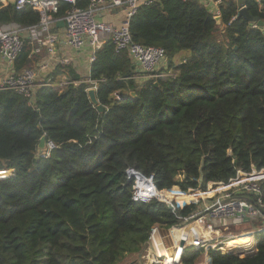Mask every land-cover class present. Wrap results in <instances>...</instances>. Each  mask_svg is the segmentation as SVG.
<instances>
[{
  "label": "trees",
  "instance_id": "16d2710c",
  "mask_svg": "<svg viewBox=\"0 0 264 264\" xmlns=\"http://www.w3.org/2000/svg\"><path fill=\"white\" fill-rule=\"evenodd\" d=\"M16 1L0 8V26L38 24L39 12L17 9ZM245 6L264 21V0ZM72 7L61 2L54 16ZM239 11L227 1L218 23L197 0L142 5L130 22L133 40L164 48L176 75L140 84L130 54L107 41L89 78L98 82L103 112L85 81L63 91L41 86L33 100L0 89V264H119L141 251L153 225L183 222L202 201L192 202L226 188L240 171L264 169V27ZM182 51L190 56L176 63ZM30 53L26 42L16 71L34 67ZM42 136L57 145L48 158L36 157ZM129 169L141 195L183 207L135 202ZM212 182L220 186L206 191ZM259 184L252 197L264 203V179ZM231 240L226 246L249 236ZM204 253L188 247L182 263L197 264ZM207 253L210 264H264V231L251 250Z\"/></svg>",
  "mask_w": 264,
  "mask_h": 264
},
{
  "label": "built area",
  "instance_id": "2783aa9c",
  "mask_svg": "<svg viewBox=\"0 0 264 264\" xmlns=\"http://www.w3.org/2000/svg\"><path fill=\"white\" fill-rule=\"evenodd\" d=\"M8 1L9 0H0V8L6 6ZM88 1L89 4L87 7L79 8L77 6L78 0H17V9L30 6L35 11L39 12L40 21L38 24L28 27H21L17 24L0 26V58L4 59L11 68L8 74L2 79L0 89L11 90L16 94L33 100L41 86H51L58 91H63L71 84H74L75 86L80 84L79 81H69L67 78L60 80L57 86H55L52 78H48L45 82L39 84L37 81L39 71L41 68H47V64H42L40 68L37 69L24 68L20 72L16 71V61L23 52L26 44V39L23 35L24 32H29L31 37L37 39L38 42H52L56 39V36L49 34V28L53 23L60 20H66L67 22L66 42L68 45L76 49H81L87 45L92 48L91 62L94 61L96 52L101 49L107 41H111L117 52L127 51L130 54L132 59L140 65L144 72L143 74L148 77V79L168 78L176 75L173 71L166 73L158 71L159 65L166 57V51L164 48L153 45L147 46L135 42L130 30L131 19L142 5H152L160 3L163 0ZM227 1L238 3L239 0H213V8H211V11L213 12L215 19L221 17L222 6ZM256 1L261 5L263 0ZM61 2L71 3L73 7L67 11L64 17L56 18L54 14L58 12ZM122 6L127 7V12L123 22L119 26L106 22L101 18L104 12ZM239 6L240 9L243 7L240 4ZM43 34L48 35L46 41H42L41 36ZM88 82L91 84L89 88H95L97 90V81L89 80ZM115 96L120 98L118 93H115ZM55 148H57V145L53 141L47 140L44 149L38 148L39 150L36 157L48 158L50 157L52 150ZM132 171L136 173L137 171L134 169L128 170L129 177L135 180L133 185V200L137 203L150 202L152 199L161 200L157 197L141 195L138 188V178L135 174H132ZM262 171H264V169L257 170L256 175H254L256 172L254 170L251 173L240 171L237 177L231 179L229 181L230 183H227V188L219 190L213 194L211 199L215 197V201L206 202L204 199V202L199 206V210L196 213L190 217L184 218L183 222L190 218H195V220L188 225L180 226L179 224L182 222L170 228H164L159 224L153 225L149 239L146 242L148 245L151 244L153 246V250L147 248L145 255L146 264H182V254L188 247H195L196 249L203 248L206 253L210 248L220 250L222 253H228L233 249H237L239 244L225 246V243L234 239L235 236L229 234L217 236V228L212 220H215L218 217H225L233 219L235 222H242L245 219L253 221L264 216L259 208H264L262 199L259 197L256 200L252 197V195L258 196L261 193L259 181L264 179V174H261ZM143 176L154 183L153 176ZM209 185L212 187H219L220 182H212ZM249 198H251L252 201ZM173 203L175 204V202ZM177 207L180 206L175 204V208L172 210L175 212ZM208 219L210 221H208ZM263 231L264 228L259 229L256 232L259 233ZM169 233L170 236H168ZM169 238L172 243L168 246L167 240ZM157 239H159L160 244L156 241ZM183 240L185 241V246L181 245ZM258 240L259 235L257 238L250 237L248 242L241 245H243L246 251H248L255 247ZM159 245L165 247L168 253L171 254L172 257L170 262H167L168 253L163 256L160 254L157 255L156 251L158 250ZM180 247H182V252L178 258ZM170 250H173V253H170Z\"/></svg>",
  "mask_w": 264,
  "mask_h": 264
},
{
  "label": "crops",
  "instance_id": "0c3cea01",
  "mask_svg": "<svg viewBox=\"0 0 264 264\" xmlns=\"http://www.w3.org/2000/svg\"><path fill=\"white\" fill-rule=\"evenodd\" d=\"M197 1L206 5L210 9L213 8V0H197ZM126 12H127V7L122 6V7L114 8L110 11L104 12L101 18L106 22H110L116 26H119L123 22L126 16ZM60 22L61 20L57 21L56 23H53L51 27L49 28V34H53L56 36V39L52 42H48V43L38 42L37 39H34L31 37V34L29 32H24L23 34L26 39V42L31 46L30 56L32 57V55L34 54V57L32 58V63L34 66L33 68H36V69L40 68L42 64L48 65L47 68L40 69L37 81L39 84H42L48 78H52L55 86H57L60 80H63L65 78H67L69 81H79L80 83L83 81L88 82L90 80L89 78H90V73H91V64H92L91 55L93 52L92 48L89 45H87L81 49H76L68 45L66 42V26L59 25ZM41 37H42V41H46L48 38V35L43 34ZM185 54H187L188 56L187 51L180 52L175 57V62L176 63L184 62L188 57L184 56V58L181 60L180 56L185 55ZM133 63H134L133 65L136 66L134 68L135 71L137 72L136 80L138 83L142 84L148 79V77H146L143 74L144 72L142 71L138 63H136L134 60H133ZM10 69L11 68L10 66H8L6 61L0 58V83L2 79L8 74ZM158 71L163 72V73L171 71L168 67L166 57L159 65ZM209 187L210 185L208 186L206 191L209 190ZM212 196L213 195L209 196V198H211ZM200 198H203L204 200V197H200ZM216 219L218 220L219 223L223 224L222 219H224V217L216 218ZM258 220H259V223H261V225L254 226L253 228L255 229H251V231L242 229V228H245L243 227V226H246L245 224L251 223V220H248V219H245L242 222H235L232 219L231 222L233 223V225L223 224L224 226H220V224L217 225L214 223L217 226L216 235L223 236V235L229 234L231 236H236L234 239H238V240L242 239V236H249V239L250 237L257 238L258 235L260 236L262 232L257 233L256 231L264 228V217H260V219ZM212 221L214 222L215 220H212ZM234 225L236 226V228L234 227ZM234 231L236 232L240 231V232L233 233ZM158 240L159 239H157L156 241L158 242V244H160ZM166 252L168 251L165 249V247H162L160 245L158 247V250L156 251L157 255L159 254L163 255V254H166ZM206 257H207L206 262L204 264H210V257L208 253H206ZM143 258H144V264H146L145 253L143 255Z\"/></svg>",
  "mask_w": 264,
  "mask_h": 264
},
{
  "label": "water",
  "instance_id": "95a60500",
  "mask_svg": "<svg viewBox=\"0 0 264 264\" xmlns=\"http://www.w3.org/2000/svg\"><path fill=\"white\" fill-rule=\"evenodd\" d=\"M245 1H246V0H239V1H238V3H239L241 6H243V7L240 9V14H239V15H240V16H243L245 19H248V20H250V21H257V24H258L259 26L264 27V21H263V20H258L257 18H255V17H253L252 15L249 14V12H248V10H247V8H246V6H245ZM216 20L218 21V23H220V22H221V17H217ZM59 25H65V26H66V25H67L66 20H62V21L60 22ZM135 67H136V66L133 65V68H135ZM87 92H88V96H89V99H90L91 103H92L94 106L97 107L98 111L103 112V111H104V106L100 104L99 99L97 98V91H96V89H95V88H89ZM130 95L136 97V93H135V92H131ZM46 142H47V137H46V136H42L38 148H40V149H44L45 146H46ZM253 170L257 172L258 169H257L256 167H254ZM249 199L252 201L251 198H249ZM163 202H166L167 205H168V207H169L170 209L175 208V204L173 203V201H165V200H163ZM259 208L261 209L262 213L264 214V208H262V207H259ZM194 220H195V218H190L189 220H186V221L182 222V223L179 224V225H180V226L188 225V224L192 223ZM181 245H182V246H185V241H184V240L181 242ZM147 248L153 250V246H152L151 244L148 245V244L146 243V244L143 246V248L141 249L140 253H139V257H138L139 264H144L143 255H144V252H145V250H146ZM134 262H135V261H134ZM134 262H133V263H134Z\"/></svg>",
  "mask_w": 264,
  "mask_h": 264
},
{
  "label": "rangeland",
  "instance_id": "374dc122",
  "mask_svg": "<svg viewBox=\"0 0 264 264\" xmlns=\"http://www.w3.org/2000/svg\"><path fill=\"white\" fill-rule=\"evenodd\" d=\"M188 52V51H187ZM184 56L186 57L187 56V54H185V55H182V56H180L181 58V60L184 58ZM190 56V52H188V56L187 57H189ZM135 181V180H134ZM229 183V182H228ZM227 188V187H226ZM225 189V188H224ZM224 193V192H223ZM206 197V198H205ZM209 198V196H204V199L206 200V202H213V201H215V197H213L212 199L210 198V199H208ZM198 202L199 201H202L200 204H202L203 202H204V200H203V198H199L198 200H197ZM197 201H195V202H197ZM185 206V205H184ZM180 207H183V206H180ZM209 216V215H208ZM219 218V217H218ZM221 218H223V217H221ZM258 219H260V217L258 218ZM258 219H256V220H254L255 222L257 221V222H259V220ZM232 220V219H231ZM231 220L230 219H228V218H225L224 217V219H222V222H223V224L224 225H233V223L231 222ZM208 221H210L209 219H208ZM214 223L215 224H220V226H224L223 224H221V223H219L218 222V220L217 219H215V221H214ZM246 226H243V227H245V228H242V229H245V230H248V231H251V229H255V228H253L252 227V225H251V223H249V224H245ZM234 227L236 228V226L234 225ZM222 229V228H221ZM238 229H240V228H238ZM238 232H240V231H238ZM238 232H236V231H234L233 233H238ZM217 233V232H216ZM219 234V233H218ZM168 236H170V233H169V235ZM236 237V236H235ZM171 240H170V238L167 240V245L169 246V245H171ZM243 244V243H242ZM238 248L237 249H241V251H246V249L244 248V246L243 245H241V244H239L238 246H237ZM146 252H147V249L145 250V255H146ZM140 253V252H139ZM139 253H135V254H129V255H127V256H125L124 258H123V260L122 261H120L119 262V264H137V263H133L134 262V260L135 259H138V257H139ZM170 253H173V250H170ZM244 254V253H243ZM206 252L202 255V257H201V259L199 260V262L197 263V264H204L205 262H206ZM143 260H144V258H143ZM182 264H184V263H182Z\"/></svg>",
  "mask_w": 264,
  "mask_h": 264
},
{
  "label": "bare ground",
  "instance_id": "6f19581e",
  "mask_svg": "<svg viewBox=\"0 0 264 264\" xmlns=\"http://www.w3.org/2000/svg\"><path fill=\"white\" fill-rule=\"evenodd\" d=\"M158 241H159V240H158ZM181 252H182V247H180V249H179L178 258H179V256L181 255ZM163 255H165V254H163ZM163 255H161V256H163ZM171 257H172V256L168 254L167 262H170V261H171Z\"/></svg>",
  "mask_w": 264,
  "mask_h": 264
},
{
  "label": "flooded vegetation",
  "instance_id": "af4514ba",
  "mask_svg": "<svg viewBox=\"0 0 264 264\" xmlns=\"http://www.w3.org/2000/svg\"><path fill=\"white\" fill-rule=\"evenodd\" d=\"M134 261H135L134 263L139 264V260L138 259H135Z\"/></svg>",
  "mask_w": 264,
  "mask_h": 264
}]
</instances>
